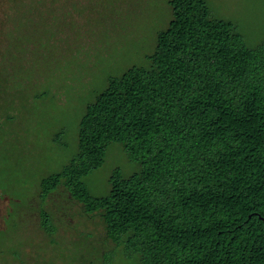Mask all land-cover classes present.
I'll use <instances>...</instances> for the list:
<instances>
[{
  "label": "trees",
  "instance_id": "trees-1",
  "mask_svg": "<svg viewBox=\"0 0 264 264\" xmlns=\"http://www.w3.org/2000/svg\"><path fill=\"white\" fill-rule=\"evenodd\" d=\"M148 65L108 79L78 121L77 151L40 181L63 184L135 264H264V43L244 45L205 0H168ZM58 137H55V141ZM138 170L92 195L83 177L109 143ZM41 227L52 234L50 215Z\"/></svg>",
  "mask_w": 264,
  "mask_h": 264
},
{
  "label": "rangeland",
  "instance_id": "rangeland-1",
  "mask_svg": "<svg viewBox=\"0 0 264 264\" xmlns=\"http://www.w3.org/2000/svg\"><path fill=\"white\" fill-rule=\"evenodd\" d=\"M205 1L245 46L264 43V0ZM171 17L168 0H0V264H135L99 212L63 184L41 200L40 181L75 155L79 118L108 79L149 64ZM115 168L127 177L139 165L111 142L83 177L92 195L108 193Z\"/></svg>",
  "mask_w": 264,
  "mask_h": 264
},
{
  "label": "water",
  "instance_id": "water-1",
  "mask_svg": "<svg viewBox=\"0 0 264 264\" xmlns=\"http://www.w3.org/2000/svg\"><path fill=\"white\" fill-rule=\"evenodd\" d=\"M260 218H262V220L264 221V217L260 216Z\"/></svg>",
  "mask_w": 264,
  "mask_h": 264
}]
</instances>
